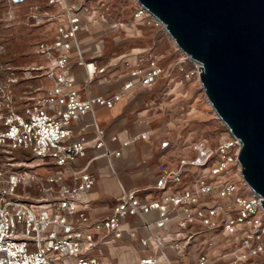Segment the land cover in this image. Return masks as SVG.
<instances>
[{
    "label": "built area",
    "instance_id": "built-area-1",
    "mask_svg": "<svg viewBox=\"0 0 264 264\" xmlns=\"http://www.w3.org/2000/svg\"><path fill=\"white\" fill-rule=\"evenodd\" d=\"M7 2L19 6L28 0ZM46 2L59 9L35 14L38 24L54 25L53 37L36 44L40 62L20 69L22 74L0 66V264H104L110 248L127 238L151 252L127 264H243L264 254L262 197L240 173L241 142L230 131L215 148L195 142L191 157L156 180L158 197L143 198L141 190L119 183L120 195L110 213L92 215V163L106 158L115 172L112 158L137 138L115 136L120 147L111 149L99 128L96 108H114L123 93L91 95V82L96 77L100 84L107 82L104 73L116 64L86 63L80 34L96 20L97 9L67 0ZM137 5L136 17H151ZM100 17L107 21L104 14ZM73 54L85 69L84 86L73 72ZM184 57L194 62L200 77L201 64ZM90 64L93 74L87 73ZM159 73L157 68L137 69L123 89L136 83L151 86ZM28 79L40 84L28 90ZM21 82L27 86L16 94ZM87 116L90 122L80 125ZM89 149L102 153L87 158ZM45 164L53 171L43 176L32 172ZM152 212L155 219H149ZM129 217L139 223L126 226ZM191 252L195 257L181 262Z\"/></svg>",
    "mask_w": 264,
    "mask_h": 264
},
{
    "label": "rangeland",
    "instance_id": "rangeland-1",
    "mask_svg": "<svg viewBox=\"0 0 264 264\" xmlns=\"http://www.w3.org/2000/svg\"><path fill=\"white\" fill-rule=\"evenodd\" d=\"M68 4H83L96 8V20L89 23V30L80 34L85 49L86 63L95 60L104 65L115 61L104 74L108 81L100 84L96 77L90 85L91 95L111 96L123 93L114 108L98 113L99 128L111 149L120 143L115 136L126 133L129 139L137 138L124 148L120 157L112 158V172L106 158H99L91 165V171L99 180L104 177L119 178L126 189L141 190L143 198H156V180L178 166L182 158L194 154L193 145L205 141L215 148L228 137V128L218 117L200 83L192 60L182 55L166 29L150 16L136 17L138 5L134 0H67ZM57 6L46 0H28L19 6L0 0V66H12L18 74L20 69L40 62L35 52L36 44L53 37L51 22L38 24L37 12H56ZM105 15L103 22L100 15ZM134 49L143 52L133 54ZM71 60L73 72L79 74V83L84 86L85 69L77 64L75 54ZM160 69L159 76L151 86L136 83L125 91L124 84L132 81V73ZM40 84V80L28 79V90ZM27 82L15 89L20 94ZM90 122V116L80 122ZM89 139L93 138L91 129ZM146 135V137H142ZM139 137V138H138ZM92 144V142H90ZM102 150L89 149L87 158ZM84 161V160H83ZM34 160L33 163H37ZM107 166L106 175L99 169ZM193 170V169H192ZM53 171L47 164L32 169L37 176ZM189 178H186L189 183ZM97 185V182H96ZM117 194L97 200V207L108 205L104 216L117 202ZM33 195L37 191L32 189ZM190 257H195L192 252ZM243 264H264V254Z\"/></svg>",
    "mask_w": 264,
    "mask_h": 264
},
{
    "label": "water",
    "instance_id": "water-1",
    "mask_svg": "<svg viewBox=\"0 0 264 264\" xmlns=\"http://www.w3.org/2000/svg\"><path fill=\"white\" fill-rule=\"evenodd\" d=\"M137 2L201 64L200 83L218 117L240 140L242 177L264 208V0Z\"/></svg>",
    "mask_w": 264,
    "mask_h": 264
},
{
    "label": "crops",
    "instance_id": "crops-1",
    "mask_svg": "<svg viewBox=\"0 0 264 264\" xmlns=\"http://www.w3.org/2000/svg\"><path fill=\"white\" fill-rule=\"evenodd\" d=\"M51 25H52V27L54 26L52 23H51ZM75 75H76L77 83H78V85H80L79 74H75ZM104 108L105 107H99V106L96 108L97 116H98V113L103 111ZM124 134L127 136L126 133H124ZM107 170H108V167L104 166V167L99 169V172H100V174L106 175ZM114 173L117 174L116 171ZM96 182H97V185L95 183L94 188L91 190V192L89 194L90 199H92V201H93L91 213L93 216L101 217V216H104L103 214L106 211V209H108L109 206L106 205L103 207H97V205H96L97 200H103L104 198H107L109 196L116 195L117 194V182H118V187H119V183H122V182L118 177L117 178H108L107 176L104 178H101L99 180L96 179ZM118 189H119V195H120V188H118ZM156 217H157L156 212H152L149 215V219H155ZM138 223H139L138 219L133 218V217H129L125 220L126 226L137 225ZM146 233L147 232L143 229L139 230L140 235H146ZM149 253H151V252H148L144 247H142L138 241L127 238L124 240V242L121 246L110 248V250L108 251V255L103 260V263L104 264H127V263L134 261V260L139 259L140 257L149 255ZM169 254L173 258H176V254L173 251H169ZM191 259H192V257H190V255H186L185 257L181 258V262L182 261L187 262ZM179 261H180V259L178 260V262Z\"/></svg>",
    "mask_w": 264,
    "mask_h": 264
},
{
    "label": "bare ground",
    "instance_id": "bare-ground-1",
    "mask_svg": "<svg viewBox=\"0 0 264 264\" xmlns=\"http://www.w3.org/2000/svg\"><path fill=\"white\" fill-rule=\"evenodd\" d=\"M135 2H137V0H134ZM138 3V2H137ZM139 4V3H138ZM147 13H149L148 11H146ZM150 14V13H149ZM151 15V14H150ZM151 17H154L153 15H151ZM155 19V18H154ZM172 39V38H171ZM173 40V39H172ZM173 42L175 43V41L173 40ZM175 45H176V43H175ZM177 46V45H176ZM178 47V46H177ZM180 49V48H179ZM180 51H181V53H182V55H184V56H187L188 54H186L184 51H182L181 49H180ZM141 52H143V50H141V49H134L133 50V54H139V53H141ZM189 56V55H188ZM190 57V56H189ZM93 70H94V65H92V64H90V65H87V73L88 74H93ZM200 78V77H199ZM209 101V100H208ZM209 103V105H211L210 104V102H208ZM121 137L122 138H125L126 137V135L125 134H122L121 135ZM240 173H241V171H240ZM242 175V174H241ZM114 184V183H113Z\"/></svg>",
    "mask_w": 264,
    "mask_h": 264
}]
</instances>
